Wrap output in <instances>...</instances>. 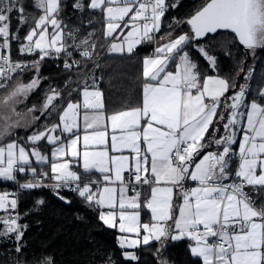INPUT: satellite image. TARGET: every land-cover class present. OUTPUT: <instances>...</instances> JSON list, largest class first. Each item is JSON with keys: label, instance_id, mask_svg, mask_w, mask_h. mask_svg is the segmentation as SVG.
I'll use <instances>...</instances> for the list:
<instances>
[{"label": "snow or ice", "instance_id": "6c2138e0", "mask_svg": "<svg viewBox=\"0 0 264 264\" xmlns=\"http://www.w3.org/2000/svg\"><path fill=\"white\" fill-rule=\"evenodd\" d=\"M32 6L38 10V16L26 14L21 0H0V37L3 38L0 49H9L8 54L0 51V89L7 88L15 76L30 67L38 73L40 61L47 57H59L61 53L71 56L68 49L75 48L80 50L82 58L88 59L95 49L92 44V51L89 50L88 39L75 43L78 30L65 31L67 25L60 19L61 0H34ZM87 7L103 14L105 39L111 37L117 41L110 45L109 51L132 54L138 45L150 43L160 31L169 5L166 0H90ZM73 8L82 11L84 4L76 0ZM14 12L19 14L21 26L34 21V27L24 37L27 43L20 47L22 54L39 53V59L31 64L11 58L9 37ZM179 23L173 19V24ZM186 23L189 32L170 39L156 47L151 56L143 58L142 103L137 107L105 115L103 93L90 88L87 81L80 90L82 102H74L69 92L66 106L55 103L62 99V93L51 89L43 102L42 113L58 114L59 123L45 126L28 137L32 144L46 139L54 145L51 176L40 172L35 182L20 187L50 186L58 190L75 185L72 191L100 209L99 219L109 228H118L122 234L117 238L121 249L157 241L161 243L159 254L165 240L187 239L191 242L190 254L202 264H264V206H257L264 191V106L253 99L246 111H239L245 102L247 85L226 96L236 84L219 76L201 78L199 66L191 57L195 49L215 70V57L199 41L221 29L234 33V39L246 50L255 52L264 47V0H208ZM68 40L73 43L68 44ZM73 65L78 67L79 61L64 62L66 69ZM243 71L242 67L240 73ZM39 84V76L28 83L20 81L0 101V178L4 180H15L17 172H30L37 177L30 156L39 164L49 163L48 157L36 148L29 153L16 141L2 143L11 135L12 128L22 126L21 121L26 125L40 119L31 116L35 108L27 113L16 111V105L23 102L21 98L26 99ZM259 97L264 99V89ZM222 108L230 109L223 125L225 134L215 138L216 132L210 130L225 120ZM81 114L86 133L82 138V153L77 147L81 140ZM242 116H246L244 124L238 119ZM108 122L113 133L110 149ZM117 131L119 135L115 134ZM237 131L242 133V138L239 165L233 177L230 169L236 155L232 146L237 142ZM57 132L61 135H56ZM63 134L68 135L67 143ZM213 143L217 151L208 150ZM95 145L104 147L92 150ZM125 149L129 150L128 155L123 154ZM66 156L82 159L84 173L98 172L100 177L84 181L72 169V161L64 159ZM45 178L55 183L45 184ZM230 178L232 182L226 183ZM188 181L196 186L188 188ZM145 186L150 189V196L144 195ZM249 187L255 199L246 191ZM56 194L59 196L58 191ZM176 199L182 202L174 203ZM41 203L42 200L37 201ZM16 209L17 200L9 199L7 192L0 193V210L4 212L0 216L3 226L0 236L15 234L19 242L23 231L18 224L19 216L12 215ZM143 209L150 212V222H142ZM21 250L17 243L15 251ZM123 257L128 261L138 260L131 251H124ZM36 264H52L51 258H40ZM105 264L114 262L108 257ZM158 264L167 261L160 259Z\"/></svg>", "mask_w": 264, "mask_h": 264}, {"label": "trees", "instance_id": "16d2710c", "mask_svg": "<svg viewBox=\"0 0 264 264\" xmlns=\"http://www.w3.org/2000/svg\"><path fill=\"white\" fill-rule=\"evenodd\" d=\"M32 1L25 0L23 2L26 14L38 16L39 12L32 6ZM174 1L176 0H166L169 8L162 18L161 29L156 33L154 41L140 44L133 54L109 56L107 47L110 40L104 37L105 22L102 13L87 7L90 0H81V3L84 4L82 11L73 8L76 0H61L60 15L67 24L66 28L78 30L76 31V41H80L83 38L81 36L92 33L89 38V50L92 51L91 42L94 41L96 45L91 58L81 60L79 58L80 50L69 48L68 51L72 52L71 56L61 53L59 57L53 59L45 58L40 62L38 73L30 67L22 75L15 76L9 82L8 87H12L18 81H30L36 74L40 78V84L28 97L27 105L42 104L46 93L51 89H56L62 93V99L55 103L65 106L68 93L72 92L71 99L78 101L85 80L93 75L97 88L103 93L105 109L108 112L137 106L142 97L141 58L147 56L153 46L157 45L158 47L167 43L166 40L175 39L180 34L189 32L190 26L186 21L208 2V0H177L176 7H171ZM174 18L180 23L173 24ZM170 24L171 28H169ZM31 27H34V21L21 26L19 14L15 12L12 14L9 37L12 59L25 61L30 59L26 56L27 53L20 52L19 47L25 42L24 37ZM15 35H18L19 39H12V36ZM199 43L206 44L210 51L209 54L216 60V69L212 70L208 62L195 49H192L191 57L199 66L201 78L207 75H217L230 83H235L236 88L230 89L226 96H232L239 90V86L248 83L246 102H251L253 99L264 102V99L259 97L260 90L264 86V47L256 49L253 56H250L249 50L246 51L230 32H219L214 36H208ZM0 50L7 54L9 52L6 49ZM65 60H68L69 63L74 60L79 61V66L73 65L71 69H66L64 67ZM242 67L244 71L240 73ZM238 73L240 74L238 75ZM249 73L251 74L249 75ZM248 75L246 80L245 76ZM7 88L0 89V95ZM226 102L231 103L230 100ZM221 111L225 114V120L218 122L210 130V133L211 131L216 132L215 138L222 136L223 125L227 121L230 109L222 108ZM58 118V114H53L55 122ZM40 119L36 121L39 123ZM21 133L23 132L17 130L15 134H12V137ZM44 145L47 144L44 142ZM209 149H215V144L213 143ZM236 163L234 161L231 163L232 170ZM44 167L37 166V172H46ZM82 177L88 179L84 175ZM58 192L59 196L56 194V190L42 187L20 194L18 210L23 230L21 264H36L38 259L44 257L51 258L52 264H105L108 257H111L114 264H158L160 259L166 260L167 264H202L198 258H194L190 254L189 241L186 239L165 240L162 252L159 254L157 249L161 248V243L155 242L141 246L134 252L138 257L137 261L124 260L116 244L117 234L115 230L107 228L99 219V209L95 205L90 206L77 194ZM60 197H64V199H60ZM38 200H42L43 203L37 204ZM5 249L0 236V264H10L4 254Z\"/></svg>", "mask_w": 264, "mask_h": 264}, {"label": "crops", "instance_id": "0c3cea01", "mask_svg": "<svg viewBox=\"0 0 264 264\" xmlns=\"http://www.w3.org/2000/svg\"><path fill=\"white\" fill-rule=\"evenodd\" d=\"M90 3V2H89ZM91 10V9H90ZM98 11V10H97ZM103 15V14H102ZM104 30H105V25H104ZM118 32H119V30H117ZM125 31H127V30H125ZM116 34H114V36H115ZM108 40H110L109 41V45H108V47H107V54L109 55V56H123V55H125V54H127L128 55V53L125 51L123 54H121V53H119V52H113V53H111V51H109V48H110V44L114 41V38H108ZM139 46V45H138ZM137 46V47H138ZM136 47V48H137ZM136 48H135V50H136ZM135 50H134V52H135ZM133 52V53H134ZM132 53V54H133ZM130 55V54H129ZM144 57H146V56H144ZM143 57V58H144ZM172 70H174V67H173V69ZM211 76H217V75H211ZM88 79V78H87ZM88 84V83H87ZM88 86L90 87V88H94V89H98L99 91H101L99 88H97V86H94V85H91V84H88ZM84 87V86H83ZM82 87V88H83ZM80 99L78 100V101H81L82 102V95H81V91H80ZM230 97V96H229ZM76 102V101H75ZM142 103V97H141V102H140V104ZM250 103L251 102H246V100H245V102H244V104L241 106V108L239 109V111H241V112H244V111H246L247 110V107L250 105ZM258 103H260L261 105H263V103L262 102H259L258 101ZM140 104H138V105H140ZM137 105V106H138ZM137 106H135V107H137ZM131 108H134V107H131ZM127 109H130V108H126V109H121V110H118V111H115V112H108L106 109H104V112H105V115H111V114H113V113H116V112H119V111H122V110H127ZM239 120H240V122H241V124H244V123H246V116H242V117H239L238 118ZM58 121V120H57ZM56 121V122H57ZM55 122V123H56ZM79 124H80V132H79V135H80V137H81V140H80V142H79V144H78V149L80 150V152L82 153L83 152V150H84V148H83V136L86 134L85 133V131H84V128H83V119H82V114H81V117H80V119H79ZM101 130H104V125L103 124H101ZM89 131V133L92 131V130H88ZM107 133H108V136H107V147L110 149L111 148V135L113 134L112 133V129H111V125H110V122H108V126H107ZM116 135H119L120 133H119V131H117L116 133H115ZM11 135H12V133H11ZM10 135V136H11ZM56 135H58V134H56ZM242 138V133L240 132V131H237V142L232 146L233 147V150H234V152L236 153V155H235V157H234V159L232 160V162L234 161V162H237L238 161V159H239V156H238V152H239V141H240V139ZM63 140H64V143H67V140H68V135L67 134H64L63 135ZM42 142H45L47 145H43L42 144V150H41V153L44 155V154H50V152H52V150H53V147H54V145H50V144H48L47 143V140L46 139H44ZM2 143H3V141H2ZM103 147L104 146H102V145H95V146H92V150H102L103 149ZM208 150H210V151H213L214 149H208ZM113 154H119V153H113ZM123 154L124 155H128L129 154V150H127V149H125V150H123ZM64 159H66V160H69V161H72V165H71V167H72V169L74 170V171H77L78 173H80L81 175H84L85 177H88V178H90V179H97V178H99L100 177V173H98V172H92V173H90V174H86V173H84V171H83V168H82V163H83V161H82V159H79V160H77V159H75V158H73V157H71V156H66V157H64ZM49 160V163H47V164H39V163H37V164H31L30 163V165H31V167H34V168H37V166H45L44 168H45V170H46V172L49 174V177L51 176V160H52V158H50V159H48ZM25 167H28L27 165L25 166ZM231 170V172L233 171L232 170V168L230 169ZM26 173H30V172H26ZM38 173V172H37ZM31 174V173H30ZM39 174V173H38ZM0 181H7V180H4V179H0ZM189 182H191V181H189ZM226 183L228 182V180L227 181H225ZM194 183V182H193ZM196 186V185H195ZM195 186H193V187H195ZM145 189H147V186H145ZM143 191V190H142ZM5 192V189L3 188V187H1L0 186V193H4ZM250 193L252 194V196H253V199H255L256 197H255V193L253 192V190L251 189L250 190ZM134 193H132V192H129V195H133ZM144 195L145 196H150V189H147V191H145L144 192ZM261 197H262V199H260V201L258 202V205L259 206H264V191H262L261 192ZM144 197L142 196V199H143ZM9 199H12L11 197H9ZM180 202H182V201H179V199H176L175 201H174V203H180ZM99 211H100V209H99ZM3 211L2 210H0V214L2 213ZM1 216V215H0ZM141 219H142V222H145V223H147V222H150V219H151V214H150V212L147 210V209H143L142 211H141ZM103 223V222H102ZM104 224V223H103ZM105 225V224H104ZM106 226V225H105ZM107 227V226H106ZM107 228H109V227H107ZM109 229H112V230H115V232H116V234H117V236H116V244H117V247L119 248V250L121 251V254H122V257H123V252L124 251H131V252H135V250L137 249V248H134V249H128V248H125V249H121L120 248V246H119V243H118V237L120 236V235H122L119 231H118V228H109ZM187 240V239H186ZM189 241V240H188ZM155 242H157V241H152V242H150V243H155ZM157 243H160V242H157ZM191 242L189 241V244H190ZM141 246H145V245H143V244H141L139 247H141ZM138 247V248H139ZM123 259H124V257H123ZM125 260V259H124ZM128 261V260H127Z\"/></svg>", "mask_w": 264, "mask_h": 264}, {"label": "rangeland", "instance_id": "374dc122", "mask_svg": "<svg viewBox=\"0 0 264 264\" xmlns=\"http://www.w3.org/2000/svg\"><path fill=\"white\" fill-rule=\"evenodd\" d=\"M21 2L23 3V2H25V0H21ZM177 3V0L176 1H174L173 2V4H176ZM32 4H34V0L32 1ZM60 19L64 22V24L65 25H67L66 23H65V20H64V18L60 15ZM51 30V29H50ZM76 30V28L74 29V30H71V29H68V28H66L65 29V31H75ZM81 34V33H80ZM214 36V35H213ZM81 37H83L80 41H82V40H85V39H88V41L90 40L89 38H90V36H89V34H85V35H83V36H81ZM170 40V39H169ZM169 40H166V41H169ZM80 41H76L75 40V43H77V44H79L80 43ZM113 42H117V41H113ZM112 42V43H113ZM3 43V38L2 37H0V44H2ZM25 43H27V41H25L23 44H25ZM67 43L68 44H72L73 43V41L72 40H68L67 41ZM111 43V44H112ZM91 45L92 44H95L96 45V43L93 41V42H91L90 43ZM110 44V45H111ZM22 45V44H21ZM21 45H20V47H21ZM201 45H203V46H205L206 47V49L208 50V48H207V45L206 44H201ZM19 47V48H20ZM156 47H157V45H156ZM155 46H153L152 48H156ZM92 49V48H91ZM6 50H9V49H6ZM20 50V49H19ZM208 52H210L209 50H208ZM111 53H113V52H111ZM249 53H250V56H253V54L255 53V52H252V51H249ZM37 54H39L38 52H37ZM125 55H127V54H125ZM129 55V54H128ZM152 54H149L148 53V55L147 56H151ZM211 55V54H210ZM41 62V61H40ZM141 62L143 63V58H141ZM251 72H252V70H250ZM34 76H36V74H34ZM33 76V77H34ZM248 77H249V75H248ZM33 79V78H32ZM31 79V80H32ZM30 80V81H31ZM30 81H27V82H24V83H28V82H30ZM85 81H87V83L88 84H91V85H94V86H96L97 85V83H96V80H95V78H94V76L93 75H90V77H88V79H86ZM20 81H18L17 83H19ZM16 82H15V84L11 87H8L4 92H3V94L2 95H0V101H2L3 100V98L12 90V88L13 87H15V85L17 84ZM85 83V82H84ZM244 85H248V83L247 84H244ZM262 89H264V86H263V88ZM36 89H34L31 93H29V95H28V97L35 91ZM50 93V91L48 92V93H46V96L48 95ZM63 96H65V95H63ZM28 97L25 99V98H21L22 99V103H19V104H17L16 105V111L17 112H19V113H27L28 112V110L29 109H32V108H35L36 109V111H34L32 114H31V116H37V117H40L41 119H40V121H39V123L37 122V121H34L33 123H29V124H24V122L23 121H21V125L22 126H18V127H14V128H12L10 131H11V133L12 134H15L16 132H17V130H18V132H23V133H21V134H19V135H14L13 137H12V135L11 136H8L7 138H5L4 140H3V144H7V143H9V142H11V141H16L19 145H21V146H23V147H25V149L29 152V153H31V150L33 149V148H36L38 151H40L41 152V150L43 149L42 148V144L44 145V142H42V141H40V142H37L36 144H32V143H30L29 141H28V137L29 136H31V135H33V133L34 132H36V131H40V130H43V128L45 127V126H47V127H51V125L52 124H55V121H54V119H53V114H55V113H53V114H49L48 112H43L42 113V105H43V102H42V104H40V105H34V106H28L27 105V103H26V101H27V99H28ZM45 100V99H44ZM59 100V99H58ZM75 102V101H74ZM65 106H66V103H65ZM262 106H264V102H263V105ZM31 116H29L28 117V119L30 120L31 119ZM16 118L15 117H13V120H15ZM227 122V121H226ZM56 123H59V118H58V121L56 122ZM34 126V127H33ZM33 127V129H32V131L31 132H29L30 131V128H32ZM28 131V132H27ZM27 132V133H26ZM55 134H58V135H61V133L60 132H57V133H55ZM64 135V134H63ZM222 135H224V129H223V132H222ZM48 143V142H47ZM213 151H217V146L215 145V149L213 150ZM52 152H50V154H44L46 157H48V159H50V158H52ZM30 163L31 164H37V162H36V159H35V157H32V156H30ZM238 165H239V159H238V161H237V163H236V166L233 168V171H232V174L234 173V171L238 168ZM39 175V174H38ZM0 179H2V178H0ZM229 181V180H228ZM17 205L19 206V199H18V201H17ZM258 207H259V205H257ZM1 216L2 215H4V212H2L1 214H0ZM21 220V215L19 214V219H18V224L21 226V224L19 223V221ZM21 228H22V226H21ZM0 229H2V226L0 227ZM3 236H1V238H2ZM22 244V243H21Z\"/></svg>", "mask_w": 264, "mask_h": 264}, {"label": "built area", "instance_id": "2783aa9c", "mask_svg": "<svg viewBox=\"0 0 264 264\" xmlns=\"http://www.w3.org/2000/svg\"><path fill=\"white\" fill-rule=\"evenodd\" d=\"M155 36H156V33L154 34V37H153L152 41H154ZM154 49L155 48L150 49L149 50V54H153L154 53ZM5 54H7V53H5ZM26 56H28L30 59H27L26 61L25 60H20V59H12V60L31 64L32 61L39 59V54H37V53L31 54V55L27 54ZM47 58H52L53 59V58H56V56L53 55L52 57H47ZM79 58L81 60L84 59V58H82L80 56V54H79ZM224 134H225V132H224ZM235 171H234V173H235ZM234 173H233V177H234ZM38 177H39V175H37V177H33V175L30 174V173H26V172L25 173H19V172H17L15 180H12V181H8V180L7 181H0V186L5 189V192H7L9 194V197H11L12 199L14 198V199H16L18 201L19 196H20L21 193L33 190V189H23V188L20 187V185L23 184V183H26V182H35V179L38 178ZM89 179L90 178L83 179V180L87 181ZM231 182H232V179L230 178L227 183H231ZM43 183L48 184V185H52L55 182L52 181L51 179H44ZM195 185H196L195 183L189 182V181L186 184V186L188 188H191V187H193ZM71 187H75V185H72ZM71 187H63V188H60V189H58L56 191L74 193V194L78 195L77 192L71 190ZM44 188L53 189L50 186L49 187H44ZM251 189H252L251 187L246 188V191H248L250 193ZM94 190H95V186H94ZM18 208L19 207L17 205V209L15 210V212L12 213V215H14V216L18 215L19 216L20 213H19ZM19 223H20V221H19ZM21 230H22V228H21ZM2 241H3V243H4L5 247H6V249H5L6 251L4 252V254L9 259V263L10 264H18V262L22 263L21 258H20V253H17L15 251L17 243H19V245L22 247V244H21L22 243V239L19 242H17L16 239H15V234H11L10 236H3L2 237Z\"/></svg>", "mask_w": 264, "mask_h": 264}, {"label": "water", "instance_id": "95a60500", "mask_svg": "<svg viewBox=\"0 0 264 264\" xmlns=\"http://www.w3.org/2000/svg\"><path fill=\"white\" fill-rule=\"evenodd\" d=\"M200 9H201V8H200ZM200 9H199V10H200ZM199 10H198V11H199ZM196 12H197V11H196ZM196 12H195V13H196ZM195 13H194V14H195ZM194 14H193V15H194ZM193 15H192V16H193ZM190 17H191V16H190ZM219 32H230V31H229V30H223V29H221V30H218V31H217V33H219ZM217 33H214V34H208L205 38L201 39L200 41H204L208 36H213V35H215V34H217ZM230 33H231V32H230ZM232 34L235 35L234 33H232ZM236 40H237V39H236ZM237 42L239 43L238 40H237ZM241 46H242V45H241ZM242 47H243V46H242ZM246 51H248V50H246ZM238 91H239V90H238Z\"/></svg>", "mask_w": 264, "mask_h": 264}]
</instances>
